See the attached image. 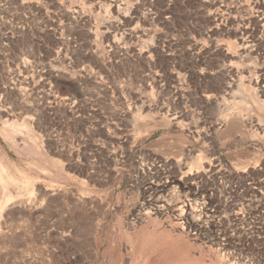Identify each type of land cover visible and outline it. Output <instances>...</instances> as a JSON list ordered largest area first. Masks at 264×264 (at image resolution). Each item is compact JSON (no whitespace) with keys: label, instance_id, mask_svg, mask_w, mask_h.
Listing matches in <instances>:
<instances>
[{"label":"rangeland","instance_id":"rangeland-1","mask_svg":"<svg viewBox=\"0 0 264 264\" xmlns=\"http://www.w3.org/2000/svg\"><path fill=\"white\" fill-rule=\"evenodd\" d=\"M149 263L264 264V0H0V264Z\"/></svg>","mask_w":264,"mask_h":264},{"label":"bare ground","instance_id":"bare-ground-1","mask_svg":"<svg viewBox=\"0 0 264 264\" xmlns=\"http://www.w3.org/2000/svg\"><path fill=\"white\" fill-rule=\"evenodd\" d=\"M235 117H236V116H235ZM237 118H238V117H237ZM235 120H236V119L234 118V121H235ZM236 122H237V121H236ZM236 122H234V123H236ZM231 123L233 124V121H232ZM240 123H241V122H240ZM236 124H237V123H236ZM236 124H235V126H236ZM229 125H230V124H229ZM233 126H234V125H233ZM235 126H234L233 128H235ZM145 128H146V127H145ZM148 128H149V127H148ZM148 128H147V129H148ZM233 128L231 127V130H232ZM145 130H146V129H145ZM229 130H230V129H229ZM231 130H230V131H231ZM191 209H192V208H191ZM146 214H147V213H146ZM189 214H190L191 216L193 215V214L191 213V211L189 212ZM192 217H194V216H192ZM143 231H145V229H144ZM150 231H151V230H150ZM130 232H131V231H130ZM133 236H134V235L132 234V237H133ZM133 242H134V241H133ZM147 244H148V246L150 245V243H147ZM147 244H146V245H147ZM134 246H135V245H134ZM137 246H138V245H137ZM140 246H141V245H140ZM143 246H144V244H143ZM145 247H146V246H145ZM152 247H153V246H152ZM132 249H133V248H132ZM139 249H140V248H139ZM141 249L143 250V248H141ZM133 251H134V250H133ZM145 251H147V250H145ZM151 252H152V251H151ZM151 252H150V253H151ZM145 253L147 254V252H145ZM155 258H157V257H155ZM187 260H188V259H187ZM187 260H186V261H187ZM193 261H194V260L191 259V260H188L187 262L191 263V262H193ZM145 262H146V261H145ZM150 262H151V261H150ZM149 264H150V263H149Z\"/></svg>","mask_w":264,"mask_h":264}]
</instances>
